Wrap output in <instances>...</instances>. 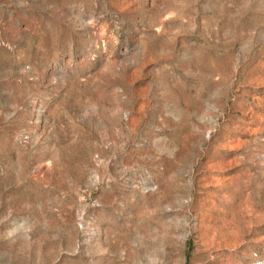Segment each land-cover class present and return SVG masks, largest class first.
<instances>
[{
	"label": "rangeland",
	"instance_id": "1",
	"mask_svg": "<svg viewBox=\"0 0 264 264\" xmlns=\"http://www.w3.org/2000/svg\"><path fill=\"white\" fill-rule=\"evenodd\" d=\"M0 264H264V0H0Z\"/></svg>",
	"mask_w": 264,
	"mask_h": 264
}]
</instances>
